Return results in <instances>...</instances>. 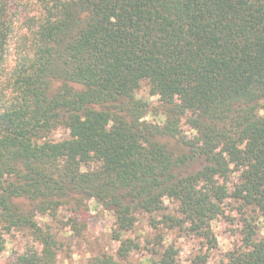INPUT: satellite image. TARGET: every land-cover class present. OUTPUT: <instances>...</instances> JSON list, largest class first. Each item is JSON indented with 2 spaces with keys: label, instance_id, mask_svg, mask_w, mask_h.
<instances>
[{
  "label": "trees",
  "instance_id": "obj_1",
  "mask_svg": "<svg viewBox=\"0 0 264 264\" xmlns=\"http://www.w3.org/2000/svg\"><path fill=\"white\" fill-rule=\"evenodd\" d=\"M34 2L24 14L0 0V250L3 233L21 229L42 249L4 264H55L60 242L36 214L57 220L65 206L81 233L92 199L121 244L118 258L91 264L141 250L125 236L143 214L156 233L152 264H180L166 231L214 248L211 222L230 197L241 215H264V0ZM143 82L157 105L138 97ZM59 127L68 138L52 137ZM243 220L229 264H264V237Z\"/></svg>",
  "mask_w": 264,
  "mask_h": 264
},
{
  "label": "rangeland",
  "instance_id": "obj_2",
  "mask_svg": "<svg viewBox=\"0 0 264 264\" xmlns=\"http://www.w3.org/2000/svg\"><path fill=\"white\" fill-rule=\"evenodd\" d=\"M15 4H23L22 12L36 13L37 7L35 0H11ZM139 98L151 100L154 105H157V98L149 97V85L143 82L138 90ZM264 114V109L262 110ZM149 121L163 122L162 116L150 114ZM184 131L188 135L194 134L188 125H184ZM70 135L69 130L65 127H59L52 133V137L57 140H63ZM98 164L91 163L83 165L82 169L88 170L96 168ZM239 173L233 172L229 178L230 188L238 181ZM241 202L236 201L232 197L225 200L224 213L219 215L211 222V230L216 240V246L210 248L208 241L194 234H189L179 229L166 231L165 237L167 244H173L179 250L180 264H229L228 255L234 251L235 246L242 239V230L244 228V217L253 218V223L257 224L259 238L264 237V215L252 208H246L241 215L238 212V207ZM169 207L167 212H170L173 205L169 201L166 202ZM87 215L80 217V224L77 230L73 231L69 223L72 217V212L68 211L67 207H61L57 220L53 219L49 214H36V221L45 228H50L51 232L57 236L60 242V249L57 251L55 264H91L93 258L104 253L113 255L118 258V250L120 242L113 238L114 217L111 212L105 210L94 199L88 202ZM159 215H154L158 217ZM151 216L143 214L139 217V222L133 230L125 236L139 241L142 249L132 251L130 256L125 260H120L122 264H152L151 260H158L159 256L154 255L152 247L156 233L153 232L150 226ZM86 221V227L83 229V222ZM0 233H2L0 231ZM3 248L0 250V264H4L8 259L17 260L21 254H26L32 250H41L42 246L29 230H13L11 233H3ZM206 257V262L202 263L201 259Z\"/></svg>",
  "mask_w": 264,
  "mask_h": 264
}]
</instances>
